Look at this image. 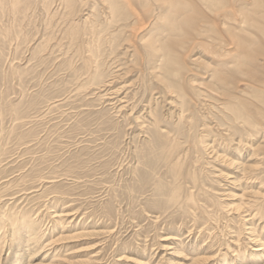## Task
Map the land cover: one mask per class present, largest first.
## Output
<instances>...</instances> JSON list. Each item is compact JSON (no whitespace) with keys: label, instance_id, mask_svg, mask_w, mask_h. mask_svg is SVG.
Wrapping results in <instances>:
<instances>
[{"label":"rangeland","instance_id":"obj_1","mask_svg":"<svg viewBox=\"0 0 264 264\" xmlns=\"http://www.w3.org/2000/svg\"><path fill=\"white\" fill-rule=\"evenodd\" d=\"M72 1L74 3L68 6L65 0H0V215L15 208L22 209L32 218L40 219V228H48L50 232L49 228L59 218L53 217L54 211L69 208L72 215L65 219L66 228L56 223L57 230L53 235L58 237L60 233L70 235L83 231L80 237L68 238L59 245L61 254L73 257L76 262L96 254L100 264H140L143 260L146 264H174V261L190 264L197 250L209 256L228 253L227 242H234L230 243L233 248L234 244L256 247L246 238L250 234L242 232L241 221L229 220L236 215L233 210L231 213L230 207L239 202L238 196L242 195L241 189L246 184L233 181L236 174L225 161L205 164L202 159V162L194 163L196 167L204 165L199 176L205 190L211 194L203 195L194 188L200 207H204L198 208L195 215L188 207L174 205L165 210V207L154 205L152 181L160 178L169 182L172 178L163 153H158L160 143H151L154 133L149 124V108L160 115V125L172 131L170 134L178 128L174 126L177 120L171 114L173 108L169 110V104L161 100L160 90L150 73L151 58L147 59L138 43L140 36L156 31L157 23L149 21L145 23L148 27L138 25L143 32L135 27L131 34L132 44L129 43L132 46L130 52L122 48L117 50V42L112 36L116 33L115 28L107 26L103 5L98 2L97 6L93 0ZM158 13L161 11L154 10L152 18ZM90 15L95 26L92 29L86 24ZM231 23L238 25L236 20ZM215 27L209 31L211 37L206 35L196 39L198 46L191 42V49L185 51L186 66L193 68V73L186 78L200 80L207 76L203 66L189 63L188 52L200 55L197 53L201 50L216 61L229 60L224 54V50L231 47L228 35L224 31L219 33ZM75 30L82 33L76 35ZM214 37L224 40L223 48L217 53L219 56L212 53L218 51L217 45L216 49L213 47L217 43ZM90 49L97 59L86 66ZM134 50L137 61L132 57ZM95 71H100L104 80L110 78L112 71L121 73L110 80H113V89L123 88L120 98L127 93L128 108L119 112L113 107V101H118L119 97L114 96L112 100V95L105 96L104 87L94 83L101 76ZM152 95L158 99L149 103ZM196 105L192 100L190 112L199 114L200 119L203 110L198 112ZM198 118L195 116L193 120ZM199 122L201 124L202 120ZM184 136L174 133L167 141L175 144ZM260 138L262 135L259 134L248 141L259 142ZM223 140L219 150L224 151L226 146L224 153L228 159L232 156L231 140ZM156 149L158 151L152 153ZM205 154V157L209 156ZM181 155L184 158L185 155ZM187 158L182 162L184 174L193 165L191 156ZM141 169H146L149 175L156 172L150 175L149 183L144 180L142 171L139 172ZM47 176H57L58 183L52 187H47L49 184L42 186L38 178ZM31 178L38 180L31 183L36 192L27 199H4L19 191L23 180L28 184ZM182 182L185 190L192 186L189 179L183 178ZM203 210H207L205 213L211 214L214 220L209 221ZM8 227L4 223L0 231V237L5 232L8 241L0 264H14L8 244L18 243ZM257 230L262 234L261 240L264 239L262 225ZM238 238L241 240L237 242L235 239ZM14 247L13 250H17ZM19 253H23L24 263H39L43 257V251L37 257H31V252H26L25 248ZM228 256L231 257L230 253ZM67 264L72 263L67 261Z\"/></svg>","mask_w":264,"mask_h":264},{"label":"bare ground","instance_id":"obj_2","mask_svg":"<svg viewBox=\"0 0 264 264\" xmlns=\"http://www.w3.org/2000/svg\"><path fill=\"white\" fill-rule=\"evenodd\" d=\"M93 1L95 5L98 2L103 5L102 13L107 17V26L115 28L114 31L116 33L112 36L114 37L113 41L117 42L115 47L117 50L122 48L125 52H130L129 49L132 47L130 46L132 44L131 34L135 27L146 25L145 23L149 21L157 23L155 27L156 31H151L149 35L146 33L148 36L143 33L144 35L140 36L138 43H140L141 48L144 50L147 59L151 58L150 73L153 75L154 82L157 83L160 90L158 93L162 98L161 100L169 104V110L173 108L171 114H174L176 117L177 121L174 126L178 128L173 131V134H170L172 131L163 129L160 125V115L154 113L153 108H149V118L151 119L149 124L154 133L153 135L151 134L154 138L151 140V143H153L152 141H157L161 145V150L158 151L156 149L152 153H156L157 151L159 155L163 153L164 163L172 178L169 182H165L160 178L152 181L154 182L155 197L152 199L154 205L162 208L165 207V210L174 205L179 208L188 207L190 212L195 215V211L202 207L199 204V196L195 194L196 189L199 193L202 191L203 195H208L209 193L205 190L206 188H204L203 181L199 176L202 175L201 172H203L202 167L204 165L201 167L194 165L195 162H202L204 159L205 164H211L217 160L225 161L228 168L233 169L232 173L236 174L233 181L238 184L240 182L246 184L241 189L243 191L242 195L238 196L240 197L239 202L230 207V211H235L236 215L231 216L229 220L232 221L234 218L239 219L241 221L242 232L247 231L250 234L246 238L256 247H250L246 244L251 249L249 250L246 246L242 247V245L234 244L236 246L233 248L230 243L233 244L234 242H227V252L230 253L232 258H229L228 253L220 255L217 253L209 256L206 254L202 255L197 250L195 252L196 255L194 254L193 258H191L190 264H264V239L261 240L262 234L257 232V228L260 225H262V231L264 228V0ZM65 2L68 6L74 3L72 0H65ZM24 10L25 8L19 11ZM154 10L161 11V13L152 18ZM90 19L91 15L86 18V24L90 25L89 29H92L95 26ZM232 20L238 21V25L234 26L233 22L231 23ZM220 25L221 27H219ZM72 27L76 28V26ZM212 27H215L219 33L224 31L228 35L231 47L224 50V54L225 56L228 55L229 60L216 61L214 57L204 51L199 50L197 54L200 55L192 54L194 51H190L191 53L188 52L187 56L189 57V63L203 66L206 69L207 76H204L200 80L193 77L190 78L189 76V78H186L193 71V68L186 66L185 51H188L187 49L190 48L191 42L193 44L198 43L196 39H203L206 35L211 37L209 31H211ZM254 32L257 40L254 39ZM80 33H82L81 30L74 31L76 35ZM221 38L214 37L217 43L213 47L216 49L217 45L218 51H212L213 54L218 55L217 53L223 48L224 40H221ZM223 39H225L224 36ZM91 50L88 51L91 52L90 56L86 57L88 63L86 66H89V62L96 58L95 53ZM135 54L137 55V52L134 50L132 57L137 61ZM129 60L132 61L133 59L130 58ZM115 61L111 62L116 63ZM95 72V74L101 75L100 71ZM118 75H121V73L117 72L115 74L112 71L110 78L108 77V79L104 80L101 75L99 76V81L94 82L104 87L103 91H106L105 96L107 94L112 95L110 96L112 100L115 97L118 98L123 93V88L118 87V89H113V80H110ZM128 99L126 93L124 97H119L118 101H113V107L118 108V111L122 112L128 108ZM157 99L152 95L149 103L151 100ZM192 100L196 102L198 112H202L201 109L203 110L200 114V119L198 118V113L196 115L195 112H190ZM118 102L119 104H117ZM195 116L198 119L193 120ZM0 119H2L1 110ZM200 120H202L201 124ZM200 125L203 127L199 128ZM174 133H178V136L185 134L184 139L179 137L180 139L175 144H170L167 139L172 137ZM259 134L262 135V139L260 138L259 142L257 140L251 143L248 141V139L252 140L253 136H258ZM227 138L231 140L229 148L232 149L231 153L233 156L228 159H226V154L224 153L226 152V146L224 151L220 152L219 150L221 149L220 143L224 142L223 139ZM185 143L186 146H184ZM205 152L209 155L208 157H205ZM175 154L177 157L174 158ZM181 154L185 155L184 158H182ZM190 156L193 165H190L184 174L182 173V162ZM140 171H142V174L146 178L144 180L148 183L150 182V175L156 174L155 171H152L149 175L146 169L144 171L141 169ZM21 177L22 179L24 178L22 175ZM56 177L47 176L38 178V180L41 185L49 184L50 186L47 187H52L59 181ZM183 178L184 180H191L192 186L190 189L185 190L183 187ZM35 180L37 179L31 178L28 184L25 182L26 180H23V183H21L22 188L4 199L8 201L13 198L16 200L17 197L27 199L28 195L37 191L35 189L32 190L34 186L31 183L34 184ZM29 184H31L29 187H24ZM18 192H20L19 195H17ZM209 195L211 196L210 193ZM8 201L6 202L7 204ZM18 205L20 206V204ZM201 209H204V207ZM206 211L203 210L202 212L209 217L208 220H214L210 216L211 214L205 213ZM71 215L69 208L54 211L53 217H59L54 222L65 227V219ZM208 220L205 222H208ZM257 220L259 223L256 222ZM41 222L40 219L36 220L32 218L29 212L22 211V209L16 210L15 208L13 211L0 215V231H2L4 223L6 226L8 224V231L11 229L10 235L16 240H14L15 243H18V245L8 244L11 249L10 253H13L14 256V264H32L22 261L23 253H19V251L24 250V248L26 252H31V257H37L43 251L42 260L35 264H67V261L72 264H100L99 260H97L99 257L96 254L86 260H79L77 262L72 260L73 257H66L61 254L59 245L63 241H67L68 238L80 237L83 231L70 235L60 233L56 237V234L53 235L57 230L55 224L51 229L49 228L50 232H48V228H40ZM2 235L3 237H0V256H2L5 243L8 242L5 240L7 237L5 232ZM262 237L264 238V235ZM235 240L238 242L241 239ZM203 245L207 244L204 243ZM12 246H15L17 250H13ZM183 251L178 250L177 252L182 253ZM15 253L16 255L19 254V256L17 257ZM144 261L146 260L141 261L140 264L147 263ZM174 264H180V262L174 261Z\"/></svg>","mask_w":264,"mask_h":264}]
</instances>
